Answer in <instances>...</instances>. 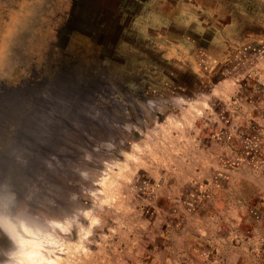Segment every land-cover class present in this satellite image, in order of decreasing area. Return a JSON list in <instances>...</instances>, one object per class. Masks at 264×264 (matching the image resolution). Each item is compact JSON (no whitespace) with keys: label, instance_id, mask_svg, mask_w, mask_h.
I'll list each match as a JSON object with an SVG mask.
<instances>
[{"label":"rangeland","instance_id":"1","mask_svg":"<svg viewBox=\"0 0 264 264\" xmlns=\"http://www.w3.org/2000/svg\"><path fill=\"white\" fill-rule=\"evenodd\" d=\"M0 217V264H264V0H0Z\"/></svg>","mask_w":264,"mask_h":264},{"label":"bare ground","instance_id":"2","mask_svg":"<svg viewBox=\"0 0 264 264\" xmlns=\"http://www.w3.org/2000/svg\"><path fill=\"white\" fill-rule=\"evenodd\" d=\"M0 230H1L2 233H4V235L15 246L20 245L22 243H28V242H26L28 240L25 239L27 237L26 233L23 232L21 230V228H19V225L18 224H17V226H15L13 223H11L8 220H6L4 218H1V217H0ZM35 252H36V250L34 252H32V254L34 255ZM35 255L37 256L38 255V252ZM33 260L34 259L31 260V264H35V263H33L34 262Z\"/></svg>","mask_w":264,"mask_h":264},{"label":"water","instance_id":"3","mask_svg":"<svg viewBox=\"0 0 264 264\" xmlns=\"http://www.w3.org/2000/svg\"><path fill=\"white\" fill-rule=\"evenodd\" d=\"M0 232H1V230H0ZM2 233V232H1ZM3 235H4V233H2Z\"/></svg>","mask_w":264,"mask_h":264},{"label":"trees","instance_id":"4","mask_svg":"<svg viewBox=\"0 0 264 264\" xmlns=\"http://www.w3.org/2000/svg\"><path fill=\"white\" fill-rule=\"evenodd\" d=\"M120 2H122V0H120ZM120 5V4H119Z\"/></svg>","mask_w":264,"mask_h":264}]
</instances>
